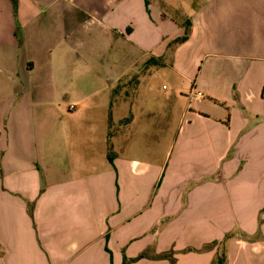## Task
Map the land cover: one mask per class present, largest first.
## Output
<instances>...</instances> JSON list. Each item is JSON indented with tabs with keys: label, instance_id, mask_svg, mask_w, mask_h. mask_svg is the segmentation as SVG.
<instances>
[{
	"label": "crops",
	"instance_id": "obj_1",
	"mask_svg": "<svg viewBox=\"0 0 264 264\" xmlns=\"http://www.w3.org/2000/svg\"><path fill=\"white\" fill-rule=\"evenodd\" d=\"M162 65L172 125L128 90ZM263 210L264 0H0V264H264Z\"/></svg>",
	"mask_w": 264,
	"mask_h": 264
},
{
	"label": "rangeland",
	"instance_id": "obj_2",
	"mask_svg": "<svg viewBox=\"0 0 264 264\" xmlns=\"http://www.w3.org/2000/svg\"><path fill=\"white\" fill-rule=\"evenodd\" d=\"M114 52V51H113ZM101 52L97 58V68L99 75V84L98 89H102L99 92L101 95H108L112 92L107 88L109 82L108 71L110 69V65L115 62L116 63V52ZM170 55V53H169ZM114 56V57H113ZM133 54L130 56V60H133ZM163 60V59H162ZM152 62V59H149V63ZM163 63V62H162ZM116 66V64H114ZM164 65V64H163ZM162 67L159 70V75L154 78H151L148 73L150 69L138 70V72H131L130 84L128 86L129 92L138 94V98H142L141 101L137 102L136 108L137 111L145 109H155L156 111H160V117H162L163 123L166 121L173 124V120L176 118L175 116L179 115L181 109L185 108L188 104V100H179L180 95H187L192 87V85L181 79L172 69L171 66ZM114 72L118 70L114 67ZM107 75V76H106ZM102 82L100 78H104ZM106 84V86H104ZM165 86V88H163ZM150 95H154L155 101L152 102L150 100ZM178 98V102H177ZM222 105L224 103H221ZM155 106V107H154ZM147 138L149 137L146 134ZM145 142H150V140H146Z\"/></svg>",
	"mask_w": 264,
	"mask_h": 264
},
{
	"label": "trees",
	"instance_id": "obj_3",
	"mask_svg": "<svg viewBox=\"0 0 264 264\" xmlns=\"http://www.w3.org/2000/svg\"><path fill=\"white\" fill-rule=\"evenodd\" d=\"M13 1V7H14V12L16 14L17 12V0H12ZM190 29H191V22L188 21L187 24H186V31H185V34L183 37L177 39L175 41V44H181V43H184L185 41H187L188 37H189V34H190ZM262 214H264V210L261 212V216L259 218V223L262 224L263 223V219H262ZM239 235L240 237H242L243 239L247 240V241H252L257 237L255 238H251L250 236H248L247 234L245 235L244 233H240L239 231L238 232H235V233H231V234H227L225 236V238L223 239V241H221L220 243V247L218 249V253H217V258L215 260V263L217 264H222L224 263V260H222V257L225 255V253L227 252V243L233 239L235 236ZM218 245V242H214L213 244L210 243V245L206 246L205 249H211L215 246ZM190 251V250H188ZM149 259L150 256L148 254V252H144L142 253L141 255H139L137 258L133 259V260H127L125 259V263L124 264H128L129 262H137L141 259ZM156 259H166V260H170V263L171 264H176V260L174 258V252L173 251H170V252H167V253H164L162 255H159L157 257H155Z\"/></svg>",
	"mask_w": 264,
	"mask_h": 264
},
{
	"label": "built area",
	"instance_id": "obj_4",
	"mask_svg": "<svg viewBox=\"0 0 264 264\" xmlns=\"http://www.w3.org/2000/svg\"><path fill=\"white\" fill-rule=\"evenodd\" d=\"M195 95H196V93L194 92V89H192L191 92H190V96H195ZM197 95H201V94L198 93Z\"/></svg>",
	"mask_w": 264,
	"mask_h": 264
}]
</instances>
